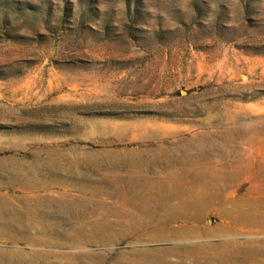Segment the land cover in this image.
Returning <instances> with one entry per match:
<instances>
[{
    "label": "rangeland",
    "instance_id": "rangeland-1",
    "mask_svg": "<svg viewBox=\"0 0 264 264\" xmlns=\"http://www.w3.org/2000/svg\"><path fill=\"white\" fill-rule=\"evenodd\" d=\"M81 194L85 214L57 201ZM193 198L197 222L153 235ZM263 199L264 0H0V264H196L233 239L264 252V230L235 221L190 232L264 215ZM82 225L104 235L73 240Z\"/></svg>",
    "mask_w": 264,
    "mask_h": 264
},
{
    "label": "bare ground",
    "instance_id": "bare-ground-1",
    "mask_svg": "<svg viewBox=\"0 0 264 264\" xmlns=\"http://www.w3.org/2000/svg\"><path fill=\"white\" fill-rule=\"evenodd\" d=\"M79 162H80V160H79ZM77 163H78V161L70 160L69 165L67 167H64L65 168L64 170H70L72 168V165H76ZM80 163L82 165L83 164H86V163L92 164L98 170H100L101 167H102V165H103V163L100 162V161H93L92 162V161L82 160V162H80ZM190 192H193V191H190ZM84 194H83V196L81 194V196L78 199H76L73 196L62 195V196H60L57 199V201L61 205L71 207L72 208L71 211H73V213H78V214L83 213V214H85L87 212L88 207L90 206L89 204H92V202H91V200L86 199L87 196L85 197ZM85 195H87V194H85ZM193 196H195V195H193ZM190 197H191V195H190ZM195 197H197V196H195ZM196 200L197 201H195L194 198H193V200L190 201V202H188V201L179 202V203L175 204L171 209L165 211L163 214H161V215L159 214L160 215V222L162 223L163 226L161 225L162 227L154 228L153 235L154 234L155 235H162V237H164V235H166V230H167L166 224L168 222H171V221L184 220V219L189 220V219H191L192 221L197 222L201 218V216L203 214V205H201L203 203L198 202V199H196ZM208 201H211V199L210 200L208 199ZM208 204H211L212 205V203H210V202ZM87 205H89V206H87ZM245 205H247V204H245ZM251 207H253V206H251ZM249 208H250V206H249ZM224 209H225V207H224ZM142 210L144 211V213L146 215H148L150 217L155 218L157 216V214H156V212L154 210H149V209L148 210L142 209ZM221 211H222V209H221ZM231 212L232 211H230V210H226L225 214H228L231 217V219L228 222H225L224 221L217 228H214L213 226L212 227H208V228H205V227L204 228H200L199 226L196 225V223L195 224L193 223L194 226H191L190 232H192V234L193 233L194 234L195 233H198L199 234L200 232H202L203 234H205L207 236H211V235H214V234H217V233H221V234L222 233L223 234H234V233H236V232L239 231L238 228H237V225L236 226L233 225L232 222H234V221H235L236 224L238 223V224H241L242 226H245V227H247V226L248 227H252V228L253 227H256V228L259 229V231L260 230L261 231L264 230V215L263 214H256V215H253L252 216L251 213L249 214V213L243 212V210H242V212L237 211V210L235 212H232V213ZM235 213H236V215H235ZM97 221L98 220H96L95 224H93V225L94 226H97V227H100V226H98L99 225V222H97ZM109 224H111V223H109ZM193 224H191V225H193ZM143 226H144L143 224H141V226H135V230L141 229V228H143ZM109 227H110V225H109ZM182 227L184 228V226H182ZM84 228H85V226L82 225L79 228L81 230H79L78 233H76V232L74 234L73 233H70L69 234L70 237L73 240H76L75 239L76 237H79V238L80 237L81 238L82 237H90V236H93L94 234H98L100 236L101 235L102 236L104 235V231L102 229L101 230H98V231H93L92 230L93 232H90L89 233V232H85V231L83 232ZM181 231H183V229ZM190 232H189V234H190ZM112 233H114V232H112ZM82 239H84V238H82ZM255 244L256 243L253 244V241H247V240L242 241V240H239V239H233V240H230V241H227V242H223L221 244H218V246L211 244L210 248L211 249L217 248V250H218L217 253H210V252L203 253L204 254L203 256L206 258V260H205L206 262H204V263L202 261H199V255H194V261L196 262V264H263V262L261 260H259L257 258V256H259L261 253L263 254L264 252H263V250L260 247H257Z\"/></svg>",
    "mask_w": 264,
    "mask_h": 264
}]
</instances>
